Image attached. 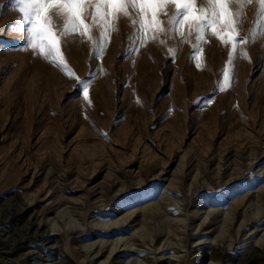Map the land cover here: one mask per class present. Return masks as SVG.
<instances>
[{"label": "rangeland", "instance_id": "rangeland-1", "mask_svg": "<svg viewBox=\"0 0 264 264\" xmlns=\"http://www.w3.org/2000/svg\"><path fill=\"white\" fill-rule=\"evenodd\" d=\"M13 5L0 0V264H117L107 252L119 238L143 245L124 264H170L154 260L156 247L178 256L173 264L264 254L260 0L228 5L247 38L231 65L222 33L207 29L197 41L190 22L157 40L146 28L138 45L147 6L131 18L110 12L106 39L89 20L86 36L60 47L81 79L91 76V105L74 78L24 48ZM157 12L168 30L174 4Z\"/></svg>", "mask_w": 264, "mask_h": 264}, {"label": "snow or ice", "instance_id": "snow-or-ice-1", "mask_svg": "<svg viewBox=\"0 0 264 264\" xmlns=\"http://www.w3.org/2000/svg\"><path fill=\"white\" fill-rule=\"evenodd\" d=\"M232 0H204L203 7H197V0H14V8L20 13L15 31L21 34L24 39V48L31 49L37 56L43 57L50 64L61 69L70 78H74L76 88L81 92L85 101L91 105L89 89L92 83L91 76L81 79L64 61L61 55V38L78 32L80 36H86L91 27L102 28L101 36L106 39L108 18L111 13L119 11L123 17L131 18L133 12L141 15L146 12V7L151 8V19L148 22L142 18L140 21V31L137 33L138 45L143 44V30L150 28L153 32L152 39L157 40L158 34H163L168 38L171 33L178 31L179 26L188 23L187 27L191 31L195 27L196 39H203L202 34L207 29H211L213 35L222 33L218 37L221 43L231 45V53L228 64H232L231 57L238 52V45L246 43L247 38L238 33L239 22L237 14L228 7ZM239 4L249 2V0H235ZM172 3L175 6V15L170 21V28L165 30L162 21L157 19V8L159 5ZM139 5V8L137 7ZM161 15L166 14L161 10ZM260 14L264 15V0H260ZM242 15V12H241ZM53 17L58 18L57 23L63 24V31L54 33ZM135 24V20H132ZM51 25V26H50ZM219 25V29L217 26ZM226 29V30H225ZM181 38L184 32L179 33ZM91 39V37H89ZM161 43L164 41L161 40ZM100 54H103L101 45ZM241 56L247 58V54L241 52ZM93 58H96L94 53ZM200 67V64H197ZM231 75L228 71L224 73V83L229 84ZM221 86L214 91H224ZM214 102V97L203 100L207 106ZM199 106L201 100L198 98L193 102Z\"/></svg>", "mask_w": 264, "mask_h": 264}, {"label": "bare ground", "instance_id": "bare-ground-1", "mask_svg": "<svg viewBox=\"0 0 264 264\" xmlns=\"http://www.w3.org/2000/svg\"><path fill=\"white\" fill-rule=\"evenodd\" d=\"M145 215V214H144ZM144 218V217H143ZM52 221V220H51ZM183 221V220H182ZM207 221V220H206ZM132 222V221H131ZM165 222V221H164ZM218 223V222H217ZM114 227V225H113ZM194 227V226H193ZM200 227V226H199ZM193 229V228H192ZM195 229V228H194ZM52 234V233H51ZM180 234V233H179ZM49 235H46V238L44 239H47ZM122 237V236H121ZM174 237V236H173ZM178 237V236H177ZM215 238V237H214ZM43 239V241H44ZM171 239V238H170ZM42 241V242H43ZM191 241V240H190ZM208 241L207 238L205 239H199L195 242V245H201V244H205V242ZM211 241H209L210 243ZM255 243H256V240H255ZM102 244H105V243H102ZM259 244V243H258ZM257 244V245H258ZM209 245V244H208ZM216 245V244H215ZM108 252H107V257L108 256H113L114 255V258L113 259H117V264H124L125 262V258L124 256L127 254V255H132V253H135L136 251H139L140 249H138L139 247H143V245L141 244H137L135 243L134 241L133 242H130L128 240H124L123 241V238H119L117 240H114V242H112V244H110V246H108ZM149 247V246H148ZM211 249H213V245L210 247ZM94 249V248H93ZM154 252L157 254L156 251H158V249H161V247H156L154 248ZM89 250V248H88ZM170 250V249H169ZM87 251V250H86ZM260 251V250H258ZM159 252V251H158ZM204 251H202L198 256H200V258H203L205 256V254H203ZM3 253V252H2ZM154 253V260L156 261H160V262H168L170 264H173L175 263L179 257L178 256H175V255H169V256H165V254H162L160 256H156V254ZM247 253V252H246ZM103 254V253H102ZM215 252L214 251H211L208 256H210L211 258L215 256ZM122 255L123 258L121 257ZM127 255L125 257H127ZM95 256V255H94ZM115 256H118V257H115ZM1 258V257H0ZM5 258V256H4ZM9 258V257H8ZM122 258V259H121ZM205 258V257H204ZM132 260H135L137 258L135 257H132L131 258ZM138 261V260H137ZM115 262V263H116ZM53 264H59V263H53ZM133 264V263H132ZM209 264H215V263H209ZM239 264H264V254L263 255H260V254H248L246 256H242L240 258V261H239Z\"/></svg>", "mask_w": 264, "mask_h": 264}]
</instances>
